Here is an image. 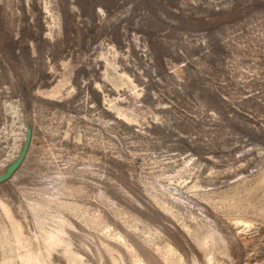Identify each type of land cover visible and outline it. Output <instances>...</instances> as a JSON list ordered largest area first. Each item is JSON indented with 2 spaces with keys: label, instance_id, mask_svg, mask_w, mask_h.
I'll return each instance as SVG.
<instances>
[{
  "label": "rangeland",
  "instance_id": "rangeland-1",
  "mask_svg": "<svg viewBox=\"0 0 264 264\" xmlns=\"http://www.w3.org/2000/svg\"><path fill=\"white\" fill-rule=\"evenodd\" d=\"M29 126L5 264H264V0H0V173Z\"/></svg>",
  "mask_w": 264,
  "mask_h": 264
},
{
  "label": "water",
  "instance_id": "water-1",
  "mask_svg": "<svg viewBox=\"0 0 264 264\" xmlns=\"http://www.w3.org/2000/svg\"><path fill=\"white\" fill-rule=\"evenodd\" d=\"M31 139H32V127L29 126L27 129V137L20 151V155L8 165V167L4 172L0 173V183H3L6 180L10 179L13 176V174L18 170V168L22 164L28 152Z\"/></svg>",
  "mask_w": 264,
  "mask_h": 264
},
{
  "label": "bare ground",
  "instance_id": "bare-ground-1",
  "mask_svg": "<svg viewBox=\"0 0 264 264\" xmlns=\"http://www.w3.org/2000/svg\"><path fill=\"white\" fill-rule=\"evenodd\" d=\"M59 239L57 238H55L54 237V242H50L49 244L50 245H56V244H59ZM1 244V243H0ZM53 247V246H52ZM51 247V248H52ZM2 249V248H1ZM52 250V249H51ZM53 251H54V248H53ZM26 252H28V251H26ZM4 253V252H3ZM17 253V252H16ZM15 253V254H16ZM20 253V252H19ZM29 253V252H28ZM28 253H26L27 255H28ZM51 253H52V251H51ZM13 254V253H12ZM21 254V253H20ZM26 254L24 255V253H23V255H24V259L23 260H25V263L24 264H55V262L52 260V259H49V258H46V257H42V259L41 260H39V259H36V258H31L30 259V257L31 256H33V255H31V253H29L30 254V257L28 256V258H27V256H26ZM47 254H50V252L49 253H47ZM46 254V255H47ZM71 254V253H70ZM73 254V253H72ZM5 255H7L6 253H5ZM51 255V254H50ZM3 256V255H2ZM18 256H20V257H22L21 255H18ZM48 256V255H47ZM1 257V256H0ZM4 257V256H3ZM7 257H9V256H7ZM18 258L19 260L21 259V258ZM26 257V258H25ZM72 257V256H71ZM6 259V258H5ZM8 262H9V260H8V258L6 259ZM7 261H6V263H7ZM41 261V262H40ZM19 262V261H18ZM4 263V259H3V262H2V260H0V264H3ZM5 264V263H4ZM8 264V263H7ZM22 264V263H21ZM139 264H145L144 262H142V261H140V263Z\"/></svg>",
  "mask_w": 264,
  "mask_h": 264
}]
</instances>
